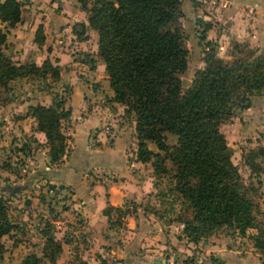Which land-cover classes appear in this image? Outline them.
<instances>
[{"label":"trees","instance_id":"1","mask_svg":"<svg viewBox=\"0 0 264 264\" xmlns=\"http://www.w3.org/2000/svg\"><path fill=\"white\" fill-rule=\"evenodd\" d=\"M77 1L86 12L88 25L96 31L97 52L112 90L111 99L134 114L136 159L149 161L154 174L171 172L172 188L185 208L184 216H176L182 223L177 238L182 235L196 243L217 227H229L241 234L253 227L255 232L249 237L264 264V212L256 210L250 196L253 186L242 180L220 129L234 110L248 107L251 96L264 92V47L251 57L236 56L224 62L210 46L204 64L182 87L179 74L185 69L187 50L181 35V0ZM21 5V0L0 1V91L7 89L11 79L27 73L58 76V65L48 58L38 65L19 63L3 52L7 28L20 20ZM196 21L202 26L199 37L204 39L209 22ZM33 40H42L39 25ZM210 43L205 41L206 45ZM26 112L34 118L36 129L44 133L49 160H59L65 151L67 136L63 130L70 106L54 93L49 104H29ZM165 132L176 135L173 144L165 143ZM147 140L157 150L149 148ZM263 154L262 146L247 151L245 163L250 170L264 167L255 160ZM167 159L170 168L165 165ZM257 213L262 220L257 219ZM16 226L6 198L0 194V251L2 236ZM43 232L45 244L55 243L54 250L58 251V242L46 230ZM47 257L52 260L54 254ZM40 260L41 256L28 253L22 264ZM99 263L107 261L100 257Z\"/></svg>","mask_w":264,"mask_h":264},{"label":"rangeland","instance_id":"2","mask_svg":"<svg viewBox=\"0 0 264 264\" xmlns=\"http://www.w3.org/2000/svg\"><path fill=\"white\" fill-rule=\"evenodd\" d=\"M52 7L55 12L62 10L61 16L57 17L59 21L41 16L40 19L47 20V29L44 32V28L39 24L42 40L37 43L46 41L45 46H50L49 51H52L47 58L52 64L58 65V76L53 78L46 73L47 78H45L27 73L11 79L7 89L0 91V149L2 148L0 151V194L6 198L8 213L17 225L12 232L1 238L3 250L0 251V264H22L23 257L28 253L41 256L37 264H100V252L103 253V251L99 252V247H106L105 244L111 241L121 245L125 240L124 234L127 233L125 224L127 222L125 209L127 208L116 210L109 207L107 211L103 209V213L107 215L106 238L96 240L89 236L90 231L82 226L83 218L76 213L73 207V202L79 201L76 191L73 190L76 186L62 183L57 176L59 160L53 164L55 169L43 167L45 159H41L42 163L37 165L35 159L29 155L35 153L31 150L33 144L36 148L41 143L37 142L35 137L29 139L25 137V134L13 131L15 123L11 124V121L15 122L29 113L25 110L24 114H16L13 111L8 114V118L6 116L8 107L13 108L19 99V92L23 89L44 91L48 103L40 104H49L53 94L58 93L65 99L66 105L77 106L86 98L83 96L84 92H79L75 87L78 81L90 83L89 87L98 89L103 95L105 89L109 88L108 82L102 83L100 78L92 81L102 71L105 74L106 72L104 64L101 70L94 63L96 59L93 57V51L90 50L94 39L89 32L87 35L84 33L91 27L87 25L84 28L85 10L80 7L77 0H57L54 1ZM25 8L21 7L23 11ZM180 8L182 10L181 35L187 50L185 69L179 74L182 87L190 83L194 70L204 64V56L210 46H213L215 55L224 62L236 56L251 57L264 47V0H255V2L250 0H181ZM197 19L209 22L210 27L205 30L204 39L199 37L202 26L198 24ZM85 37H90V39L83 45L81 40ZM96 38L95 48L97 50ZM206 40L211 42L210 45L205 44ZM4 44L6 45V41ZM3 52L6 53L4 50ZM96 54L100 58L97 51ZM17 62L20 63V61ZM90 73H93V77L85 79ZM104 78L108 81L107 74ZM103 95H101V100L102 104H105L109 99ZM262 97H264V92L251 96V99ZM39 100L43 101L45 98ZM29 104L23 108L27 109ZM240 111L241 109L234 110L231 116L220 124V129L231 148L232 161L236 164L242 180L253 186L250 196L257 205L256 210L261 213L264 212V191L263 189L257 190L256 175H252L253 178H247L249 172L255 170H250L245 163V156L250 148L264 147V112L261 111L260 118H258V116H251L258 115L257 111L243 115ZM245 121L248 124H245ZM68 123L69 119L66 125ZM63 131L65 132V128ZM239 131L243 134L240 138H238ZM5 134L8 137L1 140L3 139L1 136ZM65 135L67 138L64 153L69 151L71 146L69 135ZM175 140V134L165 133V143L170 145ZM146 145L157 150L149 140L146 141ZM255 160L262 166L264 154L255 156ZM48 161L52 162L49 158ZM146 162L143 169H148L144 174L149 175L147 181L148 185L150 183L151 190L138 199L139 204L141 208L154 214L163 223L171 222L175 226L177 225L176 216H184L185 208L178 193L172 188L171 172L154 174L151 163ZM165 165L167 168L171 167L168 159L165 160ZM2 186L6 189L3 190ZM126 202L129 206L128 211L131 206L138 204L132 199ZM133 211L139 210L134 208L130 213ZM257 219L262 220L259 213H257ZM166 228L176 230L172 226ZM45 230L51 234L53 240L58 242L60 246L58 251L54 250L55 243L45 244L43 232ZM254 232L253 227L247 228L243 234L225 226L214 228L201 236L196 244L192 243L188 251H180L173 261L179 264L183 261L196 263L201 259V262L205 263L209 260L219 263L216 255L211 253L213 251L210 249H213L215 252L218 251L220 258H224L222 261H236L237 258V264H263L260 252L252 245L249 237ZM44 252L47 255L53 253L54 258L49 260L47 255H43ZM186 252H192V258H189V255L185 256ZM107 259V264H114V260L110 257L107 256Z\"/></svg>","mask_w":264,"mask_h":264},{"label":"crops","instance_id":"3","mask_svg":"<svg viewBox=\"0 0 264 264\" xmlns=\"http://www.w3.org/2000/svg\"><path fill=\"white\" fill-rule=\"evenodd\" d=\"M54 1L57 0H21L22 6L26 8L24 11L23 9L20 10V20L7 28L6 45L3 46V50L13 60L34 62L38 65L49 57L52 51H49L50 46L48 44L45 46L46 41L35 42L33 36L37 25L41 24L44 32L47 29V20L40 19L41 16L59 21L57 17L61 16L62 10L61 12L53 11ZM250 1L255 2V0ZM83 22L85 28L88 25L86 19ZM89 28L91 31L86 29L84 33L87 35L89 32L94 39L90 50L93 51V57L96 59L94 63L97 64L98 69L101 68L102 70L103 62L96 54L95 30ZM89 39L90 37H85L81 42L85 45ZM105 75L102 71L92 81H97L100 78L102 83H107V79L104 78ZM91 77H93V73L88 74L85 79ZM45 78H47L46 75ZM89 86L90 83H82L81 81L75 85L79 92H84L83 96L86 98L77 106L70 104L69 123L65 126L64 133L69 135L71 146L69 151L63 153L59 159V168L56 172L62 183L76 186H74L76 189L73 188V190L76 191L79 201L73 202V207L76 213H79L83 218L84 224L82 226L90 231L89 236H92L93 239L103 240L106 238L105 227H107V215L103 213V209L106 206L118 207L119 209L125 207L127 208L125 209L127 221L125 223L127 226V233L124 234L125 240L121 245L111 241L105 244L109 247H99V252L100 250L103 251V253L100 252L101 257H104L106 261H108L107 256L110 257L114 260V264H179L177 261H173L175 256H178L180 251H188L193 243L187 241L182 235L177 238V235L181 234V223L177 220L175 226L171 222L163 223L154 214L141 208L142 206L138 201L141 196L151 190V187L147 181L149 175L144 174L148 169H143L147 162H141L135 157L136 138L133 129V112H125L122 104L111 99L112 90L109 85V88L105 89L104 92L106 98L109 99L105 104H102L101 100L103 94L98 89ZM19 95V99L13 108L8 107L7 118L8 114L13 111L16 114H24L26 108L23 107L26 104L48 103L46 94L41 90L23 89ZM41 98H45V100H39ZM255 111L258 115L251 116L260 118L261 111L264 112V97L255 100L252 98L250 105L242 109L240 113L243 115ZM12 123H15L13 131L25 134V137L29 139L35 137L37 142L41 143L40 145L37 143L36 148L33 144L31 150L35 153L29 155L35 159L37 165L42 163L41 159H45L43 167L55 169L53 167L55 161L50 163L48 161V147L45 145L44 133L36 129L34 118L29 114L15 122L11 121ZM244 123L248 124L246 121ZM105 124L107 125L105 126ZM242 135V132L239 131L238 138ZM1 137L3 138L1 140H5L8 136L5 134ZM30 142L32 143V141ZM252 175H256L258 180L257 190L263 189L264 191V167L249 172L247 178H253ZM2 188L3 190L6 189L3 186ZM129 199L138 203L136 206H131L130 210L136 208L139 211H133V213L128 211L129 206L126 201ZM168 226H172L176 230L167 229ZM210 250L213 251L211 252L213 255H216L219 263L212 260L205 263L199 259L196 263L183 261L181 264H237V258L236 261H222L224 258H220L218 251ZM187 255L192 258V252H186L185 256Z\"/></svg>","mask_w":264,"mask_h":264},{"label":"built area","instance_id":"4","mask_svg":"<svg viewBox=\"0 0 264 264\" xmlns=\"http://www.w3.org/2000/svg\"><path fill=\"white\" fill-rule=\"evenodd\" d=\"M181 226H182V223H181Z\"/></svg>","mask_w":264,"mask_h":264},{"label":"water","instance_id":"5","mask_svg":"<svg viewBox=\"0 0 264 264\" xmlns=\"http://www.w3.org/2000/svg\"><path fill=\"white\" fill-rule=\"evenodd\" d=\"M157 264H160V263H157Z\"/></svg>","mask_w":264,"mask_h":264}]
</instances>
